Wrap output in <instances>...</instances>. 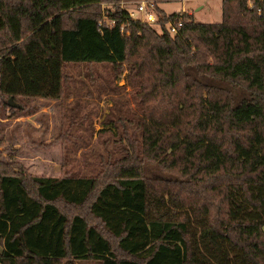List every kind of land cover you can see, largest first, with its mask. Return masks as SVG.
<instances>
[{
    "label": "trees",
    "instance_id": "trees-1",
    "mask_svg": "<svg viewBox=\"0 0 264 264\" xmlns=\"http://www.w3.org/2000/svg\"><path fill=\"white\" fill-rule=\"evenodd\" d=\"M120 1L0 0L2 107L67 101L79 64L98 94L120 88L92 66L125 71L134 105L91 174L0 153V264H264V0H222L218 23Z\"/></svg>",
    "mask_w": 264,
    "mask_h": 264
},
{
    "label": "rangeland",
    "instance_id": "rangeland-1",
    "mask_svg": "<svg viewBox=\"0 0 264 264\" xmlns=\"http://www.w3.org/2000/svg\"><path fill=\"white\" fill-rule=\"evenodd\" d=\"M221 2L165 0L157 5L167 13L189 11L197 22L218 23ZM125 7L136 10L135 5ZM90 70L98 77L95 82L111 81L120 89L98 94L86 67L70 65L67 71L73 77L74 96L67 101L22 97L14 101L23 108L18 112L0 105L2 160L21 163L33 175L59 176L64 169L78 174L93 172L101 156L116 144L113 140L117 132L107 122L120 115L113 109L114 102L124 110L127 106L132 110L134 105L130 102V87L124 80L125 71L114 74L107 65H94Z\"/></svg>",
    "mask_w": 264,
    "mask_h": 264
},
{
    "label": "built area",
    "instance_id": "built-area-1",
    "mask_svg": "<svg viewBox=\"0 0 264 264\" xmlns=\"http://www.w3.org/2000/svg\"><path fill=\"white\" fill-rule=\"evenodd\" d=\"M154 2V0H122L119 2V4L122 9H125L129 18L139 21H146L149 23H156L157 16L152 11ZM125 5H135L136 10H133L132 8H126ZM108 23L113 24L112 21H109ZM99 25H101V22H99ZM178 25H181V23H178ZM167 28L171 33H175L177 31V27L171 24H168Z\"/></svg>",
    "mask_w": 264,
    "mask_h": 264
},
{
    "label": "water",
    "instance_id": "water-1",
    "mask_svg": "<svg viewBox=\"0 0 264 264\" xmlns=\"http://www.w3.org/2000/svg\"><path fill=\"white\" fill-rule=\"evenodd\" d=\"M7 103H8L9 106L15 107V108H18L20 106L18 103L14 102L11 97L8 98Z\"/></svg>",
    "mask_w": 264,
    "mask_h": 264
},
{
    "label": "crops",
    "instance_id": "crops-1",
    "mask_svg": "<svg viewBox=\"0 0 264 264\" xmlns=\"http://www.w3.org/2000/svg\"><path fill=\"white\" fill-rule=\"evenodd\" d=\"M183 12L191 13L189 11L182 10ZM2 249V246L0 245V250Z\"/></svg>",
    "mask_w": 264,
    "mask_h": 264
}]
</instances>
